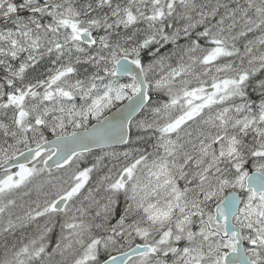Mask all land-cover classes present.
Wrapping results in <instances>:
<instances>
[{"label":"snow or ice","instance_id":"snow-or-ice-1","mask_svg":"<svg viewBox=\"0 0 264 264\" xmlns=\"http://www.w3.org/2000/svg\"><path fill=\"white\" fill-rule=\"evenodd\" d=\"M0 264H264V0H0Z\"/></svg>","mask_w":264,"mask_h":264}]
</instances>
